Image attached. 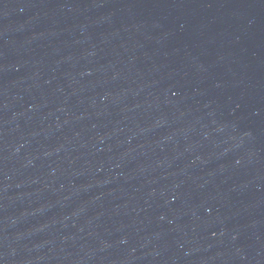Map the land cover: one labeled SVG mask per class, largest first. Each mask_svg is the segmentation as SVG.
Returning a JSON list of instances; mask_svg holds the SVG:
<instances>
[{
  "label": "water",
  "instance_id": "water-1",
  "mask_svg": "<svg viewBox=\"0 0 264 264\" xmlns=\"http://www.w3.org/2000/svg\"><path fill=\"white\" fill-rule=\"evenodd\" d=\"M0 264H264V0H0Z\"/></svg>",
  "mask_w": 264,
  "mask_h": 264
}]
</instances>
